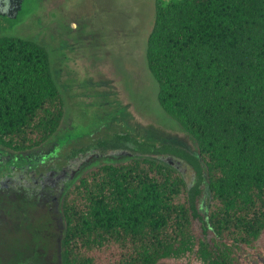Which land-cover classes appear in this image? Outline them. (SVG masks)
Masks as SVG:
<instances>
[{"label": "trees", "instance_id": "obj_1", "mask_svg": "<svg viewBox=\"0 0 264 264\" xmlns=\"http://www.w3.org/2000/svg\"><path fill=\"white\" fill-rule=\"evenodd\" d=\"M146 60L198 156L129 133L98 140L147 156L101 161L68 187L61 264H264V0H156ZM64 117L48 48L0 36V148L37 150ZM156 157L189 165L193 183Z\"/></svg>", "mask_w": 264, "mask_h": 264}, {"label": "rangeland", "instance_id": "obj_2", "mask_svg": "<svg viewBox=\"0 0 264 264\" xmlns=\"http://www.w3.org/2000/svg\"><path fill=\"white\" fill-rule=\"evenodd\" d=\"M18 2L0 0V36L48 48L65 117L57 135L37 150L0 148V264H61L60 202L68 187L101 161L147 156L99 151L93 147L98 140L129 133L140 141L198 153L192 137L159 106L158 84L147 66L156 0ZM156 158L193 183L189 165L173 157ZM204 186L207 213V182Z\"/></svg>", "mask_w": 264, "mask_h": 264}, {"label": "flooded vegetation", "instance_id": "obj_3", "mask_svg": "<svg viewBox=\"0 0 264 264\" xmlns=\"http://www.w3.org/2000/svg\"><path fill=\"white\" fill-rule=\"evenodd\" d=\"M11 1V0H10ZM22 1V0H21ZM23 3V2H22ZM17 4H20V2H18V0H17ZM4 19L6 20V17L4 16Z\"/></svg>", "mask_w": 264, "mask_h": 264}]
</instances>
